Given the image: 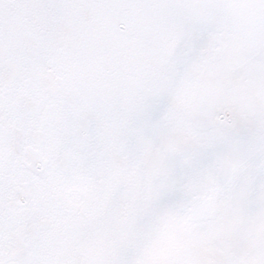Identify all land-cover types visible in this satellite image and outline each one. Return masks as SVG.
Here are the masks:
<instances>
[{
	"label": "snow or ice",
	"instance_id": "6c2138e0",
	"mask_svg": "<svg viewBox=\"0 0 264 264\" xmlns=\"http://www.w3.org/2000/svg\"><path fill=\"white\" fill-rule=\"evenodd\" d=\"M0 264H264V0H0Z\"/></svg>",
	"mask_w": 264,
	"mask_h": 264
}]
</instances>
